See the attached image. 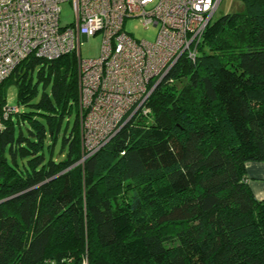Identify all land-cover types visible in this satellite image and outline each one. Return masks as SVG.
Here are the masks:
<instances>
[{
  "label": "trees",
  "instance_id": "trees-1",
  "mask_svg": "<svg viewBox=\"0 0 264 264\" xmlns=\"http://www.w3.org/2000/svg\"><path fill=\"white\" fill-rule=\"evenodd\" d=\"M241 2L84 160L75 52L0 82L19 106L0 135V264H264L246 169L264 162V0Z\"/></svg>",
  "mask_w": 264,
  "mask_h": 264
},
{
  "label": "built area",
  "instance_id": "built-area-1",
  "mask_svg": "<svg viewBox=\"0 0 264 264\" xmlns=\"http://www.w3.org/2000/svg\"><path fill=\"white\" fill-rule=\"evenodd\" d=\"M70 1L74 22L61 24ZM222 0H0V82L25 59L52 60L75 52L82 118V160L105 146L137 113L181 59L196 60L198 48ZM139 18L157 29L154 40L125 29ZM102 33L100 56L81 57L83 37ZM19 106L0 109L3 120Z\"/></svg>",
  "mask_w": 264,
  "mask_h": 264
},
{
  "label": "rangeland",
  "instance_id": "rangeland-1",
  "mask_svg": "<svg viewBox=\"0 0 264 264\" xmlns=\"http://www.w3.org/2000/svg\"><path fill=\"white\" fill-rule=\"evenodd\" d=\"M61 24L67 25L75 20V12L73 9L72 4L70 1H63L61 4ZM242 8L241 0H222L217 11L215 12L212 22L217 20L222 15L227 13H232L238 11ZM125 29L133 34V36L137 39H147V40H154L157 35V29L153 27H145L139 18H128L125 23ZM102 42L103 36L102 33H97L90 37H83L82 38V45H81V57L84 59L87 58H95L100 56L102 51ZM78 67V63L76 65ZM183 82H177V90L182 88ZM2 84H0V90L6 95V103L10 106L18 105V88L15 84L5 82L1 88ZM22 111L26 108L23 105H20ZM78 108V115L80 118V128L82 131V118L83 112L80 108V104L77 105ZM149 112V111H148ZM147 112V113H148ZM152 118V115L149 114ZM73 119H71L72 121ZM81 143H82V133H81ZM53 157L55 159H61L63 157L62 152L60 151V142L55 144V148L53 151ZM132 194V190L127 191V198H129ZM56 264V263H55ZM64 264H74L72 262H67Z\"/></svg>",
  "mask_w": 264,
  "mask_h": 264
},
{
  "label": "crops",
  "instance_id": "crops-1",
  "mask_svg": "<svg viewBox=\"0 0 264 264\" xmlns=\"http://www.w3.org/2000/svg\"><path fill=\"white\" fill-rule=\"evenodd\" d=\"M248 181L258 199H264V162H246Z\"/></svg>",
  "mask_w": 264,
  "mask_h": 264
},
{
  "label": "water",
  "instance_id": "water-1",
  "mask_svg": "<svg viewBox=\"0 0 264 264\" xmlns=\"http://www.w3.org/2000/svg\"><path fill=\"white\" fill-rule=\"evenodd\" d=\"M1 133H2V129L0 128V135H1Z\"/></svg>",
  "mask_w": 264,
  "mask_h": 264
}]
</instances>
